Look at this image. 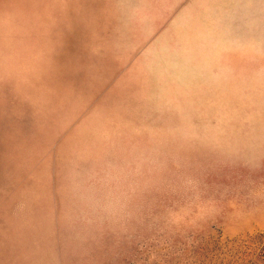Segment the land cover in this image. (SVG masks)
Returning <instances> with one entry per match:
<instances>
[{"label":"rangeland","instance_id":"1","mask_svg":"<svg viewBox=\"0 0 264 264\" xmlns=\"http://www.w3.org/2000/svg\"><path fill=\"white\" fill-rule=\"evenodd\" d=\"M0 264H264V0H0Z\"/></svg>","mask_w":264,"mask_h":264}]
</instances>
